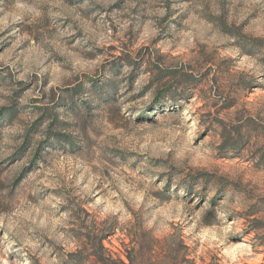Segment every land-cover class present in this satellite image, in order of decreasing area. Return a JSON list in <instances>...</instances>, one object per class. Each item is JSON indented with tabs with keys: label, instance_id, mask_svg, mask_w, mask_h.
I'll list each match as a JSON object with an SVG mask.
<instances>
[{
	"label": "rangeland",
	"instance_id": "374dc122",
	"mask_svg": "<svg viewBox=\"0 0 264 264\" xmlns=\"http://www.w3.org/2000/svg\"><path fill=\"white\" fill-rule=\"evenodd\" d=\"M135 227L264 264V0H0V264Z\"/></svg>",
	"mask_w": 264,
	"mask_h": 264
},
{
	"label": "trees",
	"instance_id": "16d2710c",
	"mask_svg": "<svg viewBox=\"0 0 264 264\" xmlns=\"http://www.w3.org/2000/svg\"><path fill=\"white\" fill-rule=\"evenodd\" d=\"M80 232L77 234L80 249L71 255L73 264H190L185 254L187 247L181 238L175 240L171 236L159 239L152 231L135 227L128 235L130 245L124 247L123 260L105 246L109 236L107 232Z\"/></svg>",
	"mask_w": 264,
	"mask_h": 264
}]
</instances>
